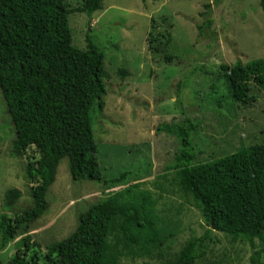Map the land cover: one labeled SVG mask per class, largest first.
I'll return each instance as SVG.
<instances>
[{"label": "rangeland", "instance_id": "374dc122", "mask_svg": "<svg viewBox=\"0 0 264 264\" xmlns=\"http://www.w3.org/2000/svg\"><path fill=\"white\" fill-rule=\"evenodd\" d=\"M67 1L73 10L69 15L73 43L86 48L89 33L105 54L109 74L105 107L92 111L102 173L106 179L122 171L132 174L118 186L74 180L69 159L63 157L48 189V208L32 224L31 238L46 251L75 230L80 214L94 202L128 188L145 189L156 200L163 241L146 250L128 243L119 231L111 235L112 241L122 240V264H168L209 224L198 202L178 184L171 164L180 141L174 132L161 129L162 124L192 118L197 124L193 133L197 162L264 139L263 90L252 82L256 97L252 104L233 103L221 68L223 63L246 64L264 57V10L260 0H103L89 16L77 10L83 0ZM207 4L212 30L199 34ZM14 138L15 127L0 90V216L5 212L14 216L33 205L31 189L36 183L26 173L28 162L37 155L29 157L35 153L32 149L15 155ZM11 188L22 191L12 211L5 205ZM211 237L199 264H254V250L247 241L216 230ZM20 238L0 249L3 261L16 253Z\"/></svg>", "mask_w": 264, "mask_h": 264}, {"label": "trees", "instance_id": "16d2710c", "mask_svg": "<svg viewBox=\"0 0 264 264\" xmlns=\"http://www.w3.org/2000/svg\"><path fill=\"white\" fill-rule=\"evenodd\" d=\"M102 4L103 0H83L77 10L92 16ZM260 5L264 10V0ZM206 6L199 34L212 30L211 6ZM72 11L67 0H0V90L15 127L12 150L22 156L32 149L35 153L29 157L37 155L28 162L26 173L36 183L31 189L33 205L14 216L7 212L0 216V249L21 237L16 253L6 262L0 258V264H38L40 259L46 264H122V240L111 237L117 231L131 245L146 250L163 241L151 191L131 188L94 202L80 214L75 230L46 251L31 238L32 224L48 208V189L63 157L69 159L74 180L118 186L132 174L122 171L106 179L102 173L92 111L105 107L109 74L105 54L89 33L86 48L73 43ZM122 68L120 73L126 75ZM221 68L233 103L252 104L256 98L252 82L264 92V57L246 64L223 63ZM196 128L189 116L161 127L179 138L172 168L179 186L198 202L209 224L203 235L187 240L168 264H199L213 230L247 241L254 250L253 263L264 264V139L197 162ZM21 196L20 189H8L7 209L12 211Z\"/></svg>", "mask_w": 264, "mask_h": 264}]
</instances>
